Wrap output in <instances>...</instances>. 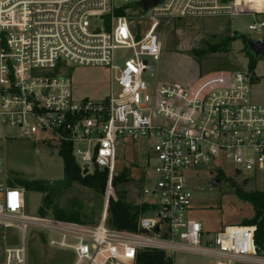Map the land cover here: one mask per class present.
I'll return each instance as SVG.
<instances>
[{"label":"built area","instance_id":"built-area-1","mask_svg":"<svg viewBox=\"0 0 264 264\" xmlns=\"http://www.w3.org/2000/svg\"><path fill=\"white\" fill-rule=\"evenodd\" d=\"M139 1L0 0V127L16 131L0 139L70 145L81 172L107 171L108 195L118 140L141 143L149 206L135 232L107 225V200L96 224L28 216L25 189L3 175L0 141V225L20 236L4 264H25L30 232L70 254V264H136L139 251L264 264L256 226H224L206 243L202 224L187 216L194 197L186 180L197 166L211 170V179L223 163L249 174L245 182L264 179V104L250 98L251 74L219 71L187 86L150 81L162 53V18L202 16L217 0H163L147 12L134 6ZM68 66L106 68V96L73 99Z\"/></svg>","mask_w":264,"mask_h":264},{"label":"rangeland","instance_id":"rangeland-1","mask_svg":"<svg viewBox=\"0 0 264 264\" xmlns=\"http://www.w3.org/2000/svg\"><path fill=\"white\" fill-rule=\"evenodd\" d=\"M139 1V0H134ZM219 0L211 4L217 8L202 16L187 18H162L160 21L162 53L155 64V75L150 81L190 85L200 78L217 73V67L227 65L229 71L248 70L246 46L240 39L245 35L252 40L264 39V27L261 31H251L248 26L264 21V15L257 19L245 13L246 9L233 15L230 11H221L218 7L226 6ZM233 35L238 38L228 46L223 41ZM216 47L226 48V52L213 51ZM194 50H202L204 55L199 63L192 54ZM251 74L250 98L264 104V60L259 59ZM65 76L71 84V96L75 100H100L107 94L109 72L102 67L68 66ZM16 135V131L8 127H0V138ZM38 134L35 138L41 137ZM2 144L3 175L8 183L15 180H46L52 182L63 177V163L59 149L50 143L37 142L20 137L0 139ZM115 172H128V183L124 185L127 201L133 204L144 202L142 197L143 178L147 175V163L141 143H133L120 138L116 147ZM222 179L219 188L210 185V172L204 166L195 167L196 174L188 177L186 184L193 194V206L187 216L199 221L204 229L203 242H209L215 233L227 225H241L243 219H249L252 208L240 201L234 194L233 182L241 186L244 192L264 189V179H249V174L241 176L235 167L220 164ZM194 175V176H193ZM264 178V172L260 174ZM143 180V181H142ZM107 191L103 196L94 191L74 184L57 198V205L67 212L77 213L85 224H96L102 217ZM41 194L26 192L25 214L37 216ZM0 264H4L5 251L20 245V236L16 228L0 225ZM25 264H70V254L50 247L46 240L40 241L39 235L30 232L25 240ZM172 264H213L214 261L189 253H175L171 256Z\"/></svg>","mask_w":264,"mask_h":264},{"label":"trees","instance_id":"trees-1","mask_svg":"<svg viewBox=\"0 0 264 264\" xmlns=\"http://www.w3.org/2000/svg\"><path fill=\"white\" fill-rule=\"evenodd\" d=\"M222 3H229L232 0H219ZM238 36L233 35L223 41L224 46H228ZM213 51L226 52V48L216 47ZM192 54L198 62L204 55L202 50H194ZM248 58V70L252 72L255 68V60L246 52ZM227 65H219L217 72L229 71ZM254 81V78L252 79ZM59 156L63 163V177L52 182L46 180H15L9 183L13 187H22L26 192L41 194L38 214L41 216L50 215L56 219L75 221L83 223L79 214L67 212L57 205V198L70 189L74 184L88 188L96 194L103 196L107 189L108 173L106 170L95 168L92 172L83 174L75 163L72 156L71 146L62 144L59 148ZM216 177L222 179V173L218 172ZM128 172L123 170L116 174L111 180L109 196L107 199V225L122 232L137 231L139 218L145 214L149 206L146 203L133 204L127 201V193L124 185L128 183ZM144 180V178H143ZM142 180V181H143ZM234 194L243 203L251 206L253 215L249 219H243L241 225L256 226V242L263 245L264 242V189L244 192L242 185L232 184ZM1 238V236H0ZM40 241L45 242V238L39 235ZM136 264H172L171 258L160 251H139L136 256Z\"/></svg>","mask_w":264,"mask_h":264},{"label":"water","instance_id":"water-1","mask_svg":"<svg viewBox=\"0 0 264 264\" xmlns=\"http://www.w3.org/2000/svg\"><path fill=\"white\" fill-rule=\"evenodd\" d=\"M162 1L163 0H141L135 3L134 6L140 8L143 12H147L149 9L159 5ZM240 39L242 40V42H244L246 46V52H248L253 57L255 62H257V60L259 59L264 60V39L252 40L245 35H241ZM87 172L88 169L85 167L82 173L86 174ZM236 174L239 175L240 173L237 171ZM210 183L214 188H219L221 181L219 178H212L210 180ZM156 231L157 229H155V232Z\"/></svg>","mask_w":264,"mask_h":264},{"label":"crops","instance_id":"crops-1","mask_svg":"<svg viewBox=\"0 0 264 264\" xmlns=\"http://www.w3.org/2000/svg\"><path fill=\"white\" fill-rule=\"evenodd\" d=\"M226 6H229V10L226 11H230L233 15L241 14L238 11L244 9L247 10L245 13L253 15L256 19L264 15V0H232Z\"/></svg>","mask_w":264,"mask_h":264}]
</instances>
